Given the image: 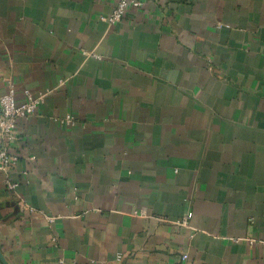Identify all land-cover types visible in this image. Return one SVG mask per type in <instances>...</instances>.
I'll list each match as a JSON object with an SVG mask.
<instances>
[{"label": "crops", "instance_id": "1", "mask_svg": "<svg viewBox=\"0 0 264 264\" xmlns=\"http://www.w3.org/2000/svg\"><path fill=\"white\" fill-rule=\"evenodd\" d=\"M113 5L0 0V264H264V0Z\"/></svg>", "mask_w": 264, "mask_h": 264}, {"label": "built area", "instance_id": "2", "mask_svg": "<svg viewBox=\"0 0 264 264\" xmlns=\"http://www.w3.org/2000/svg\"><path fill=\"white\" fill-rule=\"evenodd\" d=\"M151 0H114L111 12L102 17L110 24L120 21L129 8H139ZM39 97L33 96L29 91H25L24 99L18 101L15 98L13 88H9L0 96V172H4L6 177V185L9 189H14L17 183L8 177L9 170L17 161V156L9 152V144L17 139V122L20 118H28L32 116L37 109ZM61 123L74 125L75 119L69 114L63 118H58ZM188 216L177 220L178 225H186ZM182 260H186L188 255L185 253ZM118 259L121 255L117 256Z\"/></svg>", "mask_w": 264, "mask_h": 264}]
</instances>
